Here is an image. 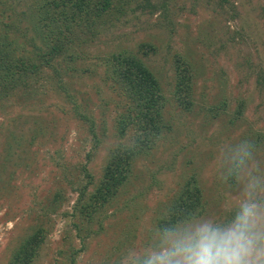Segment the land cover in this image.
Instances as JSON below:
<instances>
[{"label": "rangeland", "instance_id": "obj_1", "mask_svg": "<svg viewBox=\"0 0 264 264\" xmlns=\"http://www.w3.org/2000/svg\"><path fill=\"white\" fill-rule=\"evenodd\" d=\"M67 34L64 50L47 66L37 58L0 104V264L38 228L34 264H123L193 179L203 214L226 216L238 191L217 179L219 148L248 139L264 165V0H117ZM119 52L155 72L173 128L143 147L117 196L89 217L75 209L81 190L100 181L113 147L134 141V130L117 132L123 95L105 66ZM178 56L192 68L191 108L175 100Z\"/></svg>", "mask_w": 264, "mask_h": 264}, {"label": "trees", "instance_id": "obj_2", "mask_svg": "<svg viewBox=\"0 0 264 264\" xmlns=\"http://www.w3.org/2000/svg\"><path fill=\"white\" fill-rule=\"evenodd\" d=\"M21 1L0 0V104L4 100L9 101L17 91L10 85L11 81L35 71L34 61L37 58L47 66L55 57L53 51L64 50L72 41L67 33L72 32L73 25L83 14L86 20L100 19L111 11L117 0ZM22 5H25V9H19ZM117 9L123 12V5ZM69 15V23L64 22ZM143 45L144 48H153L148 43ZM181 59L185 66L181 65ZM175 64L177 72L174 99L180 105L184 104L185 108H191L193 103L189 97L192 96L193 89L190 83L192 68L188 60L179 56ZM105 66L108 78L123 95L122 109L117 118V132L123 137L128 131L134 130V141L113 147L107 156L100 181L90 190L89 185L93 183L90 180L81 190L75 209L89 217L117 196L128 180L143 147L151 148L164 131L173 128L164 112L168 99L163 87L143 58L133 52H119L113 54ZM194 180L184 185L182 192L167 205L166 212L171 213L174 218L191 212L204 213L205 203L201 189ZM43 232L42 228L36 229L15 249L9 264H34L44 242Z\"/></svg>", "mask_w": 264, "mask_h": 264}, {"label": "clouds", "instance_id": "obj_3", "mask_svg": "<svg viewBox=\"0 0 264 264\" xmlns=\"http://www.w3.org/2000/svg\"><path fill=\"white\" fill-rule=\"evenodd\" d=\"M255 151L248 139L219 148L217 179L238 191L226 216L163 212L148 245L123 264H264V165Z\"/></svg>", "mask_w": 264, "mask_h": 264}]
</instances>
